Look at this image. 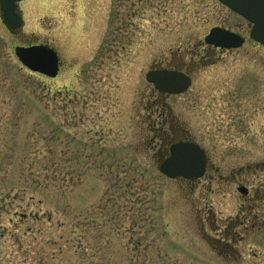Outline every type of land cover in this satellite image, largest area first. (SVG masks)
Returning <instances> with one entry per match:
<instances>
[{"label": "rangeland", "instance_id": "1", "mask_svg": "<svg viewBox=\"0 0 264 264\" xmlns=\"http://www.w3.org/2000/svg\"><path fill=\"white\" fill-rule=\"evenodd\" d=\"M0 11V264H264V45L219 0H23ZM245 35L207 44L213 26ZM44 43L63 66L28 69ZM188 73L183 93L150 69ZM178 140L207 169L168 178ZM245 186L248 193L239 191Z\"/></svg>", "mask_w": 264, "mask_h": 264}, {"label": "water", "instance_id": "2", "mask_svg": "<svg viewBox=\"0 0 264 264\" xmlns=\"http://www.w3.org/2000/svg\"><path fill=\"white\" fill-rule=\"evenodd\" d=\"M22 0H0L1 16L10 30L18 29L23 18L18 11V2ZM222 4L238 12L251 23L250 36L264 45V0H219ZM245 39L223 26L212 27L205 36V42L221 48H236ZM15 54L29 69L54 77L59 70L58 54L48 44L17 45ZM160 92L180 94L192 84L191 76L178 69H150L145 75ZM207 154L198 143L190 140H178L169 146V154L159 164L160 172L168 178L194 179L205 174ZM239 191L246 194L248 189L241 185Z\"/></svg>", "mask_w": 264, "mask_h": 264}, {"label": "flooded vegetation", "instance_id": "3", "mask_svg": "<svg viewBox=\"0 0 264 264\" xmlns=\"http://www.w3.org/2000/svg\"><path fill=\"white\" fill-rule=\"evenodd\" d=\"M229 9H230V8H229ZM230 10H231V9H230ZM18 11H19L20 13H22L20 9H19ZM231 11H233V10H231ZM233 12L236 13L239 17H241V18L246 22L247 26L249 27V35H250V31H251L252 23H251L249 20H247L245 17H243L242 15H240L239 13H237V12H235V11H233ZM227 28H229L230 30H232V31H234V32H236V33H238V34H240L241 36H243V37L246 39L245 35L242 34V32H240L239 30L237 31V30L233 29L232 27H227ZM58 55H59V54H58ZM62 66H63V62H62V60H61V58H60V56H59V72H58V73H60V71H61V69H62Z\"/></svg>", "mask_w": 264, "mask_h": 264}]
</instances>
